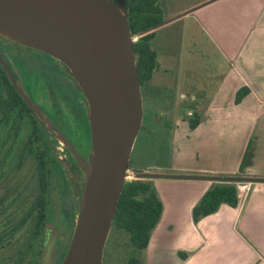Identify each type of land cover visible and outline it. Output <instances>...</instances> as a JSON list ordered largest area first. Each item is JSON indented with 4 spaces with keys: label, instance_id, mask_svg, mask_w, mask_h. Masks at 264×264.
Instances as JSON below:
<instances>
[{
    "label": "crops",
    "instance_id": "0c3cea01",
    "mask_svg": "<svg viewBox=\"0 0 264 264\" xmlns=\"http://www.w3.org/2000/svg\"><path fill=\"white\" fill-rule=\"evenodd\" d=\"M220 5L227 10L223 14L228 17L223 20L221 14L206 11L209 5L204 7V57L221 59L220 65L204 67V91L195 88L185 75L189 67L177 66L173 61L177 48L182 47L174 29L177 18L164 13V21L153 29L150 39L157 55L150 80L155 73L163 72L172 82L160 79L153 84L149 80L142 87L140 128L145 114L155 121L162 119L163 108L156 104L164 99L170 104L199 103V110L190 106L186 113L189 117L200 113V121L193 128L187 124L191 132L184 133L188 139H183L180 125L184 121L175 117L171 129L166 123H172V115L166 116L164 131L171 132L178 141L174 149L178 161L165 167L173 169L152 170L161 168L158 164L132 165L152 174L149 178L163 203L160 219L143 248L146 264H264V182L252 183L236 205L222 202L215 211L194 222L191 207L213 180L179 172L264 176V0H250L243 5L244 10L248 9L245 13L252 15L243 31L241 4L227 0ZM173 73L183 76L179 80ZM242 86L249 92L234 102L235 92Z\"/></svg>",
    "mask_w": 264,
    "mask_h": 264
},
{
    "label": "water",
    "instance_id": "95a60500",
    "mask_svg": "<svg viewBox=\"0 0 264 264\" xmlns=\"http://www.w3.org/2000/svg\"><path fill=\"white\" fill-rule=\"evenodd\" d=\"M0 35L61 62L85 98L89 146L86 158L79 159L80 208L60 264H103L143 117L126 0H0ZM11 82L37 115L12 77ZM55 137L72 148L63 134ZM249 181L264 182V176Z\"/></svg>",
    "mask_w": 264,
    "mask_h": 264
},
{
    "label": "flooded vegetation",
    "instance_id": "af4514ba",
    "mask_svg": "<svg viewBox=\"0 0 264 264\" xmlns=\"http://www.w3.org/2000/svg\"><path fill=\"white\" fill-rule=\"evenodd\" d=\"M63 66L0 35V264H60L80 208L79 159L87 150L76 138L89 135V123L85 98ZM11 77L37 115L24 99L17 106ZM28 159L32 169L20 175Z\"/></svg>",
    "mask_w": 264,
    "mask_h": 264
},
{
    "label": "trees",
    "instance_id": "16d2710c",
    "mask_svg": "<svg viewBox=\"0 0 264 264\" xmlns=\"http://www.w3.org/2000/svg\"><path fill=\"white\" fill-rule=\"evenodd\" d=\"M160 0H126L127 21L132 36L140 34L133 41L136 69L142 87L150 80L157 66V55L150 45L153 29L164 21ZM10 94L17 106L25 103L19 92L10 85ZM249 92L248 87H240L234 95L239 102ZM193 114V113H192ZM191 114V115H192ZM200 121V113L188 118V126L195 127ZM134 177L125 179L116 203L111 227L105 242L103 264H110L111 256L121 264H146L140 254L147 246L152 229L160 219L163 203L151 178L152 174L133 168ZM215 176L213 182L202 192L191 207V218L196 222L201 216L215 211L222 203L232 206L238 202L236 181H249L252 175L239 173L196 174ZM180 255H184L179 251ZM105 256L106 261H105ZM107 262V263H106Z\"/></svg>",
    "mask_w": 264,
    "mask_h": 264
},
{
    "label": "rangeland",
    "instance_id": "374dc122",
    "mask_svg": "<svg viewBox=\"0 0 264 264\" xmlns=\"http://www.w3.org/2000/svg\"><path fill=\"white\" fill-rule=\"evenodd\" d=\"M213 1L215 0H160L159 1L163 14L165 13L167 17L177 18L176 19L177 24L174 29L177 38L179 39V43L181 42L182 47L179 46V49L177 48V56L173 59V61L177 66L181 65L184 68L189 67L190 69L188 70H190V72L187 70L185 75L189 78V80L193 81L192 84L194 85L195 88L202 89L203 91H204V67L215 64L220 65L221 63V59L219 58V56L204 57V7L209 5L208 10H206L207 12H214L215 14L219 13L218 15L221 14L219 16L221 20H223L225 17H228L225 14H223V12L227 10H225V8H222V5H220L221 2L227 0H218L219 2L217 4H211V2ZM234 1L239 2L241 4L242 6L241 11H242L244 10L243 5L246 2H249L250 0H234ZM247 10H244L242 12V17H241L242 31L244 30V28H247L252 21V15H247L245 13V11ZM161 73L163 75L162 74L160 75L159 72L155 73L153 78L150 80V83L155 84L160 79L165 80V82H172V78L168 76L169 74L166 75V73L163 72ZM173 74L179 80L183 76V73H173ZM73 83L76 85L74 80ZM167 96L170 97V95ZM169 102H167L166 99H164L162 102L160 101L156 104L158 108L162 107L164 111V114L162 115L161 117L162 119L160 121H155L152 117L148 116L147 114L144 115L143 125L138 131L133 148L131 150V154L128 162V168H129L128 175L125 179H130L134 177L135 173L132 168V165L139 167L146 164H150V165L158 164L161 165V168L154 167L152 168V170L160 169L162 171L163 170L168 171L173 168H165V167H171L172 165H174L175 162L178 161L176 159L177 157L175 156V150H174L178 141H175V137L173 138L171 132L169 134L166 131H164L163 125L166 122L165 118L168 114L172 115V119H171L172 123H170L169 121H167L166 123L170 128L171 127L173 128L174 126L172 124L174 123L175 117H178L182 121H184V124H181L180 128L183 134L182 135L183 139L184 138L188 139V137L184 135V133L189 134L191 132L189 131V129H186L189 118V116L186 113L187 108L193 106L197 111L200 109L199 108L200 104L189 103V102H184V103L173 102L170 104ZM45 104L50 105V99H47ZM147 126H149L148 130L146 129L148 128ZM182 127H184V129ZM76 140L79 142V145L81 146L82 149H86V150L88 149L89 135H85V134L79 135L76 138ZM181 160H183V158ZM192 160L196 161L195 159L191 158V161ZM30 161L31 159H28L25 162V164L22 166L19 172L20 175L28 174V172H30V170L32 169V164ZM191 171L192 170L183 171V172L179 171V172H181L183 175H187L190 173L191 175L194 174L196 175V173L197 174L201 173V172H194L192 174ZM53 195L54 196L56 195V191L53 192ZM75 217L76 214L74 216V222H75ZM74 222H73V226H74ZM67 230L66 233H68ZM138 253L142 257V259H144V257L142 256L144 254V250L141 249ZM106 257L107 256H105V261H106ZM107 259H110L111 261L110 264H121V262L114 260L111 256H108Z\"/></svg>",
    "mask_w": 264,
    "mask_h": 264
},
{
    "label": "built area",
    "instance_id": "2783aa9c",
    "mask_svg": "<svg viewBox=\"0 0 264 264\" xmlns=\"http://www.w3.org/2000/svg\"><path fill=\"white\" fill-rule=\"evenodd\" d=\"M135 41L137 39V36L132 37ZM191 110H188V114H191ZM256 182V181H254ZM252 181H236V188H237V195L238 197L244 198V196L247 194L248 190L250 189V185L254 183Z\"/></svg>",
    "mask_w": 264,
    "mask_h": 264
}]
</instances>
